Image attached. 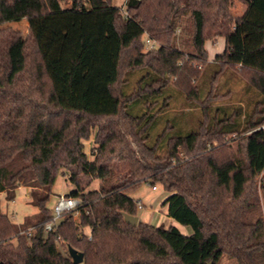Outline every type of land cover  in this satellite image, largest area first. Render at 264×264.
<instances>
[{
  "label": "trees",
  "instance_id": "obj_1",
  "mask_svg": "<svg viewBox=\"0 0 264 264\" xmlns=\"http://www.w3.org/2000/svg\"><path fill=\"white\" fill-rule=\"evenodd\" d=\"M240 1L242 16L233 0H0V25L28 21L24 41L0 29V194L27 187L39 208L21 230L0 207V264H74L69 245L82 264H264V0ZM145 36L158 47L144 51ZM217 37L225 48L209 61ZM226 74L253 92L248 110L220 104L234 94L220 91ZM175 93L185 127L172 117L156 131ZM65 171L80 216L45 233ZM87 176L100 190L84 189ZM144 183L169 193L166 216L190 234L125 221Z\"/></svg>",
  "mask_w": 264,
  "mask_h": 264
},
{
  "label": "rangeland",
  "instance_id": "obj_2",
  "mask_svg": "<svg viewBox=\"0 0 264 264\" xmlns=\"http://www.w3.org/2000/svg\"><path fill=\"white\" fill-rule=\"evenodd\" d=\"M126 0H113V5L116 6H121L125 3ZM232 12L238 16H242L245 13L246 10V5H244L240 0H233V6L231 8ZM25 20V21H24ZM24 20H19V21H12L8 22L5 24L0 25L1 28H13L14 30L18 31L22 37L21 39L24 41L28 37V21L26 19ZM178 34H181V30L178 29L177 31ZM144 41L146 39V36L143 38ZM205 48L208 53V60L213 61L215 56L218 53H222L224 51V39L217 37L216 40H209L205 43ZM157 46V44H156ZM158 47V46H157ZM151 48L145 46L144 51H149ZM185 49L190 51L192 48L185 46ZM14 53V59L15 63L18 64L20 61V54L19 50L15 49ZM18 67H15V70H18ZM227 90L234 91L233 97L231 99H228L220 104L222 105H235V104H241L244 106L246 110H248V106L246 104V100L249 97L254 96L252 91H248L247 87L245 85V82L237 79V78H232L230 74H226V76L222 79V84L220 86V91L222 92H227ZM176 95V93H175ZM178 98V101H172V108L171 110L167 111L165 114H163L158 122V126L156 131H160L162 128L165 127V122L166 119L175 117V119L178 120V124L181 125L182 127H185V117L182 115V101H179V97L176 95ZM189 109L186 110V113L188 112ZM95 132L91 135V137L84 141L85 142V149L84 152L87 155V158H91V148L93 147L94 144V136ZM236 134L235 135H230L225 137L227 141L231 142L232 146L235 145L236 141ZM64 176H58L53 188H52V195L49 200V203L47 206H49L51 209H54V205L56 204L57 200L59 199L60 196H64L66 194H69L71 190L74 189V186L72 185L70 181V174H68L67 171H65ZM260 177L258 178L259 181ZM100 183L101 180L99 179H93L91 176H87L83 180V187L84 189L88 191H95V190H100ZM259 182H257L258 184ZM258 194H259V200L261 203V215L264 217V190L261 189V185L258 184ZM24 186H20L17 188V196L14 201H7L6 200V193H1L0 194V207L1 211L6 213L12 222H15L18 224L19 228L21 230H24L28 225L26 221L30 220L32 222L35 221L36 214L39 212V208L36 206H32L30 201V191L28 188L29 192H26ZM27 193V194H25ZM168 192L164 190V188L158 184L155 187H152L150 184L144 183L138 189L136 192H133L130 194V196L137 200L141 201L143 203V207L140 209L138 213L139 219H141L139 222H145L147 224H152L154 226H159L160 224H163L165 226H169L171 224L177 223L176 221L173 222L172 220L166 218V209L162 203V200L164 196H166ZM164 201V200H163ZM73 218L76 220L79 218L80 214L77 212L72 213ZM257 214H259L258 211H255L253 213V216L256 217ZM179 229L182 233L185 234H190L189 230L184 229L185 227L181 226L179 223ZM87 227H84L80 231V236H88V238H91V229L89 228V232L86 231ZM60 250L66 254L67 248L59 246ZM69 252H67L68 254ZM218 264H239L236 262V260L230 258L227 255H223L222 259L219 261Z\"/></svg>",
  "mask_w": 264,
  "mask_h": 264
},
{
  "label": "built area",
  "instance_id": "obj_3",
  "mask_svg": "<svg viewBox=\"0 0 264 264\" xmlns=\"http://www.w3.org/2000/svg\"><path fill=\"white\" fill-rule=\"evenodd\" d=\"M128 1L129 0L125 1L124 8H125V4ZM145 46L150 47L151 49L156 47L155 42H153V40H151L148 36H146V39H145ZM54 206L55 207L53 209L52 218L49 221V223H47L44 227L45 233H50L51 231L56 230L58 224L60 223V219L66 213H74V212L77 213L81 205H80L79 199L64 195V196L59 197V199L57 200ZM33 232H34V229L31 228V229L25 230L23 233L27 236H31Z\"/></svg>",
  "mask_w": 264,
  "mask_h": 264
},
{
  "label": "water",
  "instance_id": "obj_4",
  "mask_svg": "<svg viewBox=\"0 0 264 264\" xmlns=\"http://www.w3.org/2000/svg\"><path fill=\"white\" fill-rule=\"evenodd\" d=\"M124 219L127 223L137 226L139 223L138 216H134L131 214H124ZM68 252L72 258V261L74 264H82L84 261V253L83 252H78L76 249H74L72 246H68Z\"/></svg>",
  "mask_w": 264,
  "mask_h": 264
},
{
  "label": "crops",
  "instance_id": "obj_5",
  "mask_svg": "<svg viewBox=\"0 0 264 264\" xmlns=\"http://www.w3.org/2000/svg\"><path fill=\"white\" fill-rule=\"evenodd\" d=\"M222 39H224V38H222ZM224 44H225V39H224ZM224 48H225V47H224ZM22 188H24V189L26 190V192H29L27 187H22ZM25 194H27V193H25ZM169 196H170L169 193H167L166 196H164L163 200L165 201ZM163 200H162V203L164 202ZM166 218H168V217H166ZM138 219H139V217H138ZM168 219H170V218H168ZM140 220H141V219H139V221H140ZM170 220H171V219H170ZM172 221H173V220H172ZM173 222H174V221H173ZM175 225H176L178 228H180L179 225H177V223H175L174 226H175ZM28 229H31V228H28ZM28 229H27V230H28ZM184 229L188 230L187 228H184ZM87 230H88V231H87ZM86 231L89 232V227L86 228Z\"/></svg>",
  "mask_w": 264,
  "mask_h": 264
}]
</instances>
